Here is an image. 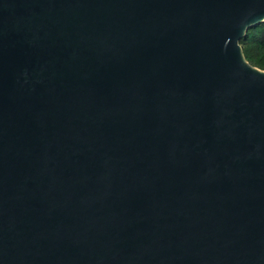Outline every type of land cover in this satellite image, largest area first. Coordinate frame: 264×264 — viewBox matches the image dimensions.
Listing matches in <instances>:
<instances>
[{
	"label": "water",
	"instance_id": "water-1",
	"mask_svg": "<svg viewBox=\"0 0 264 264\" xmlns=\"http://www.w3.org/2000/svg\"><path fill=\"white\" fill-rule=\"evenodd\" d=\"M264 0H0V264H264Z\"/></svg>",
	"mask_w": 264,
	"mask_h": 264
},
{
	"label": "trees",
	"instance_id": "trees-1",
	"mask_svg": "<svg viewBox=\"0 0 264 264\" xmlns=\"http://www.w3.org/2000/svg\"><path fill=\"white\" fill-rule=\"evenodd\" d=\"M240 46L245 60L251 66L264 70V23L249 30Z\"/></svg>",
	"mask_w": 264,
	"mask_h": 264
}]
</instances>
